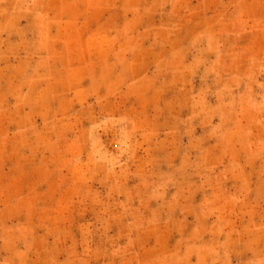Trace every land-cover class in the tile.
Masks as SVG:
<instances>
[{"label":"rangeland","instance_id":"1","mask_svg":"<svg viewBox=\"0 0 264 264\" xmlns=\"http://www.w3.org/2000/svg\"><path fill=\"white\" fill-rule=\"evenodd\" d=\"M0 264H264V0H0Z\"/></svg>","mask_w":264,"mask_h":264}]
</instances>
